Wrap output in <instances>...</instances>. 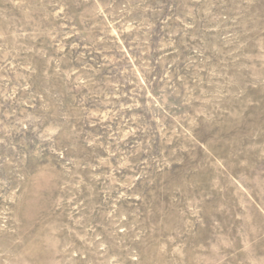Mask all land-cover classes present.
<instances>
[{"label": "rangeland", "instance_id": "1", "mask_svg": "<svg viewBox=\"0 0 264 264\" xmlns=\"http://www.w3.org/2000/svg\"><path fill=\"white\" fill-rule=\"evenodd\" d=\"M0 264H264V0H0Z\"/></svg>", "mask_w": 264, "mask_h": 264}]
</instances>
